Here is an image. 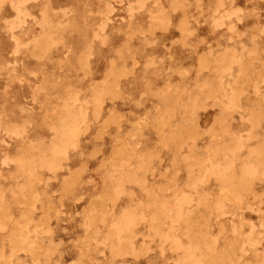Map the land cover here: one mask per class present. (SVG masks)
I'll list each match as a JSON object with an SVG mask.
<instances>
[{
  "label": "rangeland",
  "instance_id": "1",
  "mask_svg": "<svg viewBox=\"0 0 264 264\" xmlns=\"http://www.w3.org/2000/svg\"><path fill=\"white\" fill-rule=\"evenodd\" d=\"M0 264H264V0H0Z\"/></svg>",
  "mask_w": 264,
  "mask_h": 264
},
{
  "label": "bare ground",
  "instance_id": "2",
  "mask_svg": "<svg viewBox=\"0 0 264 264\" xmlns=\"http://www.w3.org/2000/svg\"><path fill=\"white\" fill-rule=\"evenodd\" d=\"M97 20V19H96ZM157 75V74H156ZM233 94V93H232ZM57 108V107H56ZM30 119V118H29ZM50 122V121H49ZM249 136V135H248ZM242 144V143H241ZM228 154V153H227ZM237 155V154H236ZM211 167V166H210ZM224 185V184H223ZM203 199V198H202ZM112 206V205H111ZM173 206V205H172ZM211 215V214H210ZM195 216V215H194ZM193 218V217H192ZM20 237V236H19ZM191 241V240H190ZM212 241V240H211Z\"/></svg>",
  "mask_w": 264,
  "mask_h": 264
}]
</instances>
